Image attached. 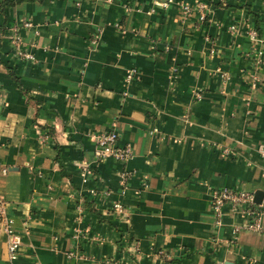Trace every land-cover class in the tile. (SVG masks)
<instances>
[{
    "label": "crops",
    "instance_id": "0c3cea01",
    "mask_svg": "<svg viewBox=\"0 0 264 264\" xmlns=\"http://www.w3.org/2000/svg\"><path fill=\"white\" fill-rule=\"evenodd\" d=\"M180 1L196 0H0V201L17 264H264V233L209 206L221 187L264 198V0H202V24ZM12 27L33 61L13 54ZM110 130L130 146L123 164L93 159Z\"/></svg>",
    "mask_w": 264,
    "mask_h": 264
},
{
    "label": "built area",
    "instance_id": "2783aa9c",
    "mask_svg": "<svg viewBox=\"0 0 264 264\" xmlns=\"http://www.w3.org/2000/svg\"><path fill=\"white\" fill-rule=\"evenodd\" d=\"M173 0H151L152 5H159L162 7L167 6ZM178 7L180 14L183 18L191 16L194 14L196 16L197 22L202 24L206 20V16L209 10V4L202 1L196 0L192 4H188L184 1L178 2ZM23 26H30L29 21H24ZM10 41L13 45V54L19 59L26 61H33L34 57L31 53L25 51L21 48V40L15 29L11 28ZM228 30L233 32L235 26L233 24L228 26ZM251 43H258L262 41L255 30L251 29L247 32ZM128 77V76H127ZM173 77H175L173 75ZM196 98L199 97V93H195ZM157 129L151 128L148 132L153 133ZM116 133L112 130L100 133L94 138V147L92 151V156L95 161H103L105 159H111L118 163H124L131 157V149L128 144L118 145L116 143ZM225 153V149L223 151ZM262 155L264 156V149H262ZM87 171H83V174ZM119 181L123 186L128 178V172L125 170H120L118 173ZM90 193H93L90 191ZM230 205L233 209H238L239 212L246 217L245 222L242 225L235 226L234 229L238 230L243 228L249 231H256L264 233V198L258 203L253 201L252 192L245 190H236L228 187H221L219 189H214L210 193L209 206L210 210L216 219L218 220L221 209L224 205ZM112 210L120 211L122 208L121 203L118 201H112L110 204ZM0 229L5 233L6 236V251L7 257L10 264H17L15 259L17 257L18 246L20 244V236L11 227V220L4 215L2 202L0 201Z\"/></svg>",
    "mask_w": 264,
    "mask_h": 264
},
{
    "label": "water",
    "instance_id": "95a60500",
    "mask_svg": "<svg viewBox=\"0 0 264 264\" xmlns=\"http://www.w3.org/2000/svg\"><path fill=\"white\" fill-rule=\"evenodd\" d=\"M262 193L260 191H255L253 194V201L258 203L261 200Z\"/></svg>",
    "mask_w": 264,
    "mask_h": 264
}]
</instances>
